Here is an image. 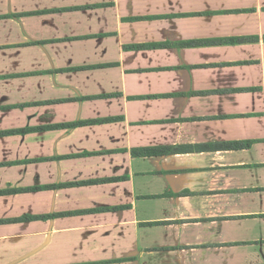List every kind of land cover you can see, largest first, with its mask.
Masks as SVG:
<instances>
[{"label": "crops", "instance_id": "0c3cea01", "mask_svg": "<svg viewBox=\"0 0 264 264\" xmlns=\"http://www.w3.org/2000/svg\"><path fill=\"white\" fill-rule=\"evenodd\" d=\"M0 264H264V0H0Z\"/></svg>", "mask_w": 264, "mask_h": 264}]
</instances>
